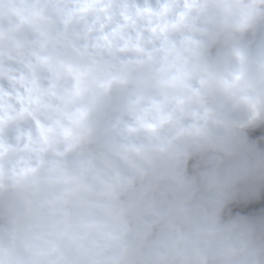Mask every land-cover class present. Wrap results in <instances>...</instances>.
I'll return each mask as SVG.
<instances>
[{"label": "clouds", "instance_id": "1", "mask_svg": "<svg viewBox=\"0 0 264 264\" xmlns=\"http://www.w3.org/2000/svg\"><path fill=\"white\" fill-rule=\"evenodd\" d=\"M0 264H264V0H0Z\"/></svg>", "mask_w": 264, "mask_h": 264}]
</instances>
